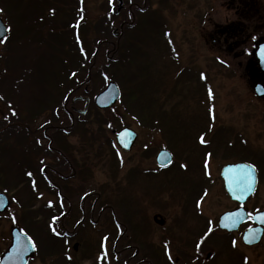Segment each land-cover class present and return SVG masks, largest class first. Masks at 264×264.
<instances>
[{
    "label": "rangeland",
    "instance_id": "374dc122",
    "mask_svg": "<svg viewBox=\"0 0 264 264\" xmlns=\"http://www.w3.org/2000/svg\"><path fill=\"white\" fill-rule=\"evenodd\" d=\"M228 1L213 0L214 23L221 22L227 15L230 16ZM252 1L254 0H246V3L254 4ZM79 2L0 0V18L9 32L7 38L0 42V119L2 116L11 119L13 109H19L17 112L22 117L23 150L31 143L26 128L33 129V126L38 127L46 120L30 117L51 115L48 109L42 114H35L34 108L40 103L48 104L52 98H57V91L61 86L69 85V74L83 70V60L79 56L76 57L77 53L72 49L73 39L69 38L71 43L68 44L66 39H59L67 32H75L72 26L82 17ZM151 2L155 5L158 0ZM208 2L209 0H165L162 10L164 9L167 24L174 31L175 38L172 33L170 36L173 44L176 39L179 57L167 55L160 58L157 50H151L150 56L145 54V59L144 53L137 52L138 56L133 58L130 66L122 67L114 62L106 73L113 78L118 77L123 82L119 86L124 102L121 99L115 106V111L101 112L102 117L111 125L99 126V121H95L94 110L83 119L85 123L80 125L83 129L82 143L89 145L94 142V150H98L101 156L97 159L92 157L93 150H90V158L85 160L84 175L93 177L92 182L97 188L109 191L117 197L118 207L127 209L132 215L134 231L138 235L141 236L143 230L153 229L154 231L149 232L151 239H158L163 233V237L173 241L189 238L198 240L199 233L203 238H207L211 229H216L219 215L236 208L224 193L219 172L226 163L246 159L213 152L223 139L226 138L232 143L238 141L239 136L248 149L253 151L248 152L249 158L256 160L255 153L258 154L257 161L261 160L263 167L254 165L259 174L263 171L262 177L264 176V99H258L254 95L252 86L257 78L243 73L242 60L237 53L226 54L214 50L213 58H208L200 28L205 25ZM254 2L264 7V0ZM109 4V0H83L85 20H82L85 26L81 29V40L84 51L90 55L97 47L98 41L103 42L99 45L104 44V41L118 45L113 31L115 27L119 29L117 22L119 24L120 21H113L108 12ZM155 8L157 6L152 7ZM156 16L157 14L154 17ZM142 30L141 27L140 32ZM152 38L151 36L149 41ZM155 40L163 43L167 38L155 37ZM120 42V48L114 46L112 50V59L116 56L115 60H121L122 56H126L127 45L124 53V41L120 39ZM101 50L105 56V48ZM122 62L125 63L124 60ZM83 73L77 75L80 81L86 79L85 72ZM104 77L102 73L97 74L96 82L90 87L93 93L106 86ZM54 101L58 103V99ZM127 108H130L132 114L128 113ZM123 127L133 129L139 136L137 144L129 153L119 151L112 131H119ZM218 130H225V135L215 140L214 133ZM75 138L79 139L77 136ZM106 144L117 149L118 154ZM165 148L171 151L179 167L176 166L172 171H167L166 176L161 175L156 179L134 173L156 171V154ZM85 150L87 151V147ZM226 155L230 158H224ZM10 162H6L5 166L14 170L16 165ZM33 174L34 169L28 167L21 177L37 176ZM260 181L258 194L246 205L252 214L264 210V179L262 181L260 178ZM201 182H208L206 184L209 189L207 193L204 192L205 198H202L199 206L202 220L194 215V199L199 195ZM27 185L28 188L23 190L20 197L22 209H25L22 210V216H28V219L22 218V224L25 225L30 223V218L35 214L37 203H33L30 185ZM193 186L197 192L194 198L191 194ZM188 197L193 201H188ZM156 215L166 222L163 230L154 225L153 217ZM206 224L210 225L208 231L205 230ZM6 225L7 223L0 229V257L6 250V246L1 242L8 228ZM251 226V223L247 224L230 240L235 244V252L244 255L249 264H264V238L261 244L253 249H247L241 243L243 231ZM31 228L21 227L22 231L32 238ZM212 234L211 238L218 240L216 245L212 243L213 247H209V250L216 254L213 264H237L226 244L229 239L219 236L216 232ZM222 238L226 241L222 242ZM202 250L205 252V258L209 252L208 246L204 245ZM77 255L79 258L82 251ZM42 259L40 256L31 263L47 264L50 260ZM81 264H95V261H82Z\"/></svg>",
    "mask_w": 264,
    "mask_h": 264
},
{
    "label": "flooded vegetation",
    "instance_id": "af4514ba",
    "mask_svg": "<svg viewBox=\"0 0 264 264\" xmlns=\"http://www.w3.org/2000/svg\"><path fill=\"white\" fill-rule=\"evenodd\" d=\"M79 1H82L78 3L80 16L85 20V12L82 9L83 0ZM254 1H252L254 4H247L246 0H229L227 9L230 16L227 15L221 22L214 23L213 0H209L205 25L200 28L202 29L201 37L206 43L209 54L208 58H213L214 50L226 54L231 52L238 54L242 60L243 73L257 78L252 86L255 95V85L264 87V66L259 58V50H264V7L258 2L256 5ZM109 2L113 21H120L119 24L117 22L119 29L115 27L113 31V37L126 41L129 65L133 58L138 56L137 52L144 53L143 59L147 58L145 54L150 56L151 50H154L153 52L157 50L160 58L167 55L179 57L176 39L173 44L170 36L171 33L174 36V31L167 24L164 9L162 10L165 0L162 2L158 0L159 3L155 5L151 0H109ZM120 2L121 9H119ZM153 6L157 8L152 9ZM253 7H255L254 10ZM155 14H157L156 17H154ZM83 22L82 20L80 25L76 24L73 28L78 31L83 29L85 26ZM141 27L142 32H140ZM117 30L119 33L117 32L116 35ZM151 36L153 38L149 41ZM155 37H163L167 40L160 43L155 40ZM102 45L106 50V58L112 59L114 43L104 41ZM98 50H100L99 47L96 53ZM94 61H96L95 57L92 66ZM91 67L88 70L87 81H80L76 77L68 86H61L58 90L61 106L50 110L51 115L40 118L30 117V119L46 120L38 127L26 128L31 143L26 145L24 150L21 145L23 129L22 117L17 112L19 109H13L14 114L11 119L3 116L0 119V193L5 195L10 203L8 210L0 214V229L5 223H7L6 228L8 226L1 238L6 250L2 253L0 260L12 244L13 230L18 228L25 234L21 227L31 226L33 237L30 238L35 243L36 252L29 260V264L40 256L42 260L50 259L47 264H81L82 261L91 260L95 261V264H213L216 254L210 251L209 247H213L212 243L216 245L218 240L211 238L212 232L229 239L226 244L229 253L236 258L237 264H249L244 255L238 254V251L235 252V244L230 238L249 223L252 224L251 227H254L253 221L241 226L238 232L229 233L218 229L220 218L218 217L216 229L212 228L210 236L201 241L192 238L173 241L166 236L163 237L164 233L158 239H151L149 234L153 229L143 230L142 235H138L134 231L132 215L127 209L118 207L117 197L109 191L97 188L92 182L93 177L84 175L85 160L90 158V150H93L92 157L96 159L101 157L98 150H94V142H90L89 145L82 143L84 142L81 136L83 129L80 128V125L85 123L83 119L96 108L94 100L97 94L93 95V90L90 88L92 87L91 72L96 66L93 69ZM87 99L89 105L84 112ZM100 112L105 111L100 110ZM76 136L78 138L81 136V139H76ZM106 146L118 154L117 149L109 144ZM160 151L155 157L156 171H134V173L156 179L161 175L166 176L167 171H172L178 166L175 158L170 167L159 166L157 157ZM6 162H13L16 165L15 169H7ZM28 167L34 169L33 175L37 174L36 177H21ZM23 183L30 185L33 203L37 202L35 214L33 213L30 223L26 225L22 224V212L25 209H22L20 198L24 189ZM237 208L239 206L236 205L233 210ZM24 217H26L23 218L24 220L28 219V216ZM153 221L154 225H158L161 230L166 226V222L158 215L153 217ZM209 226L206 224L207 231ZM242 235L241 243L243 244ZM221 240L226 241L224 238ZM204 245L208 246L209 251L205 258H203L205 252L202 250ZM257 246L245 247L253 249ZM80 251L82 255L77 258V253Z\"/></svg>",
    "mask_w": 264,
    "mask_h": 264
},
{
    "label": "water",
    "instance_id": "95a60500",
    "mask_svg": "<svg viewBox=\"0 0 264 264\" xmlns=\"http://www.w3.org/2000/svg\"><path fill=\"white\" fill-rule=\"evenodd\" d=\"M121 6V5H120ZM117 35V33H116ZM7 37V28L0 19V41ZM118 45L115 46L117 48ZM259 50V58L262 66H264V58L261 57ZM254 91L257 97L264 98V87L255 85ZM121 98V91L117 83L110 82L106 89L98 94L95 98V105L101 110L111 109ZM89 105H87L85 111ZM83 112V113H84ZM117 144L121 150L125 152L131 151L137 140V134L129 129H122L116 136ZM173 162V156L167 150H162L158 157L159 166L168 167ZM220 177L223 180L224 190L230 197L231 201L241 206L245 205L248 200L256 193L259 179L257 169L248 163L229 164L224 166L220 171ZM9 207L8 198L0 194V213H3ZM264 211L256 213L252 220L256 224L255 227L247 230L242 236V242L249 247L260 244L264 235ZM249 221V215L244 207L237 210L224 213L220 216L218 228L229 233L238 232L241 226ZM13 242L5 256L0 260V264H28L29 258L35 253V245L33 241L26 235H23L18 229L13 230Z\"/></svg>",
    "mask_w": 264,
    "mask_h": 264
},
{
    "label": "trees",
    "instance_id": "16d2710c",
    "mask_svg": "<svg viewBox=\"0 0 264 264\" xmlns=\"http://www.w3.org/2000/svg\"><path fill=\"white\" fill-rule=\"evenodd\" d=\"M108 12H109V10H108ZM65 25H70L69 23H65ZM69 27V26H68ZM67 35V36H66ZM66 37V38H65ZM81 37H82V35H80L79 37H75V34L73 33V31L72 32H67V33H65V35L63 36V37H61V38H59V39H66V44H68V43H71L70 41H71V39H70V41H69V38H72L73 39V44H72V49L74 50V51H76V53H77V55H76V57L77 56H79V58L81 59V60H83V65H82V67H83V70H78L80 73L82 72V74H84L83 73V71L85 72V75H86V79H87V77H88V70H89V67L92 65V63H93V57H95V60H96V67H95V69H94V71L92 72V75H91V83L92 84H94L95 82H96V80H97V74L98 75H100L101 73L103 74V75H105V77H104V80H105V82L106 81H109V80H113V81H116L118 84H122L123 82L121 81V79H119L118 77H115V78H113L112 76H109L107 73H106V71H107V69L111 66V65H113V63L115 62V63H119V64H121L122 65V67H125V66H130L129 64H128V61H127V50H126V56H122V58H121V60H120V58H118V59H116L115 61H110L109 59H107V58H105V56H104V51L102 52V50H101V48H103L104 46H102V45H99L100 43H103V42H99L98 41V45L97 44H95V45H97V47L98 46H100V50H98V53H96L95 54V52H93V53H91V55L89 54V53H87V51H84V48H83V43H82V40H81ZM97 42V41H96ZM124 44H123V47H124V49H123V51H124V53H125V49H126V45H127V43H126V41H124L123 42ZM62 44V43H61ZM65 44V43H64ZM66 44L65 45H63L64 47L66 46ZM74 45V46H73ZM71 48H70V50L73 52V50H72ZM85 50H86V48H85ZM70 51V52H71ZM99 57H101L100 59L101 60H99ZM122 60H124V62L125 63H123L122 62ZM95 71H98V73H95ZM74 73H76L77 74V71H72L70 74H69V76H68V78L70 79L68 82H69V84L70 83H72L71 81L74 79V78H76L77 77V75H75L74 76ZM79 75V74H78ZM84 78V79H85ZM85 79V80H86ZM67 82V83H68ZM102 89V88H101ZM98 92V91H97ZM97 92H95V93H93V95H95ZM41 97H44V99H46L45 98V96H43V95H41ZM6 99V98H5ZM55 99H58V103L56 104V102L54 101ZM60 101H61V98H60V94H59V91H57V98H52V101L51 102H49L48 104H46V103H40V105L39 106H37L36 108H34L35 110H36V112H35V114L36 113H38L39 112V114H42V113H44L47 109L48 110H52V109H54V108H59L60 106H61V103H60ZM122 101L124 102V96H123V98H122ZM122 102V103H123ZM53 103L55 104V105H53ZM126 106H127V104L126 103H124ZM126 110H128V113L130 112L131 113V111H130V108H127ZM112 111H115V110H112ZM111 111V112H112ZM110 112V111H109ZM132 114V113H131ZM95 121H99L98 122V125L100 126V125H111L110 123H109V121L108 120H106V119H104L103 117H102V115H101V112L100 111H98L96 108H95ZM108 119H110V118H108ZM225 130H218V131H216L215 133H214V138H215V140H217V138H223V135H225ZM228 132H229V130H228ZM24 135V134H23ZM237 140L238 141H236L235 140V142H232V143H230L228 140H226V138L225 139H223L222 140V142H221V144H220V146L217 148V149H215V150H213V152H222V153H226V154H229V155H233V156H238L239 158H243V159H246V161H250V162H252V163H254V164H256L258 167H260V168H262L263 167V165H262V163H261V160H259V161H257V159H258V154L257 153H255V156H256V160L255 159H252V158H249V153L248 152H252L253 153V151L251 150V149H248L249 147L247 146V144L246 143H244L243 141H241V140H239V137L237 136ZM229 155H226L224 158H230L229 157ZM246 155V156H245ZM251 157H253V156H251ZM262 170V169H261ZM262 173H263V171H262ZM262 173H261V178H262V181H263V179H264V176L262 177ZM202 183V186H201V189L199 190V195H198V197H196L197 196V192H196V188H195V186H193L192 188H193V191L191 192V194H192V198H194V197H196V199H194V202H195V211H194V215H195V217H197V218H199V219H201V216L199 215V213H198V204H199V202L202 200V198H203V196H204V192H206V189H207V184L206 183H208V182H201ZM26 186H28L27 184L25 185V183H23L22 184V187L24 188V189H26V188H28V187H26ZM23 189V190H24ZM191 201L192 199H190L189 197H188V201ZM193 201V200H192ZM23 203H24V201H23ZM25 204V203H24ZM25 207V206H24ZM187 207H188V202H187ZM205 230H207V229H205ZM200 235L198 236V240H203V239H205V238H203L204 236H202L201 235V233H199Z\"/></svg>",
    "mask_w": 264,
    "mask_h": 264
},
{
    "label": "snow or ice",
    "instance_id": "6c2138e0",
    "mask_svg": "<svg viewBox=\"0 0 264 264\" xmlns=\"http://www.w3.org/2000/svg\"><path fill=\"white\" fill-rule=\"evenodd\" d=\"M261 57L264 58V50L261 51ZM261 222L264 223V218L261 219ZM107 253H105L106 255Z\"/></svg>",
    "mask_w": 264,
    "mask_h": 264
}]
</instances>
